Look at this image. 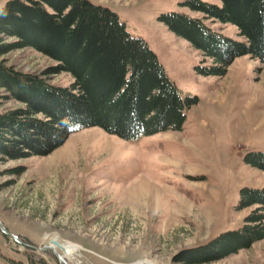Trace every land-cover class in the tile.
Listing matches in <instances>:
<instances>
[{
  "label": "rangeland",
  "instance_id": "rangeland-1",
  "mask_svg": "<svg viewBox=\"0 0 264 264\" xmlns=\"http://www.w3.org/2000/svg\"><path fill=\"white\" fill-rule=\"evenodd\" d=\"M90 1L116 12L155 52L179 95L194 102L178 130L122 139L91 126L46 155L0 163V264H60L51 249H39L51 239L70 264H180L181 251L240 228L253 209H238L240 190L264 186V171L246 161L264 153V62L246 54L224 75H204L197 67L212 61L159 17L184 13L245 41L237 27L203 18L187 0ZM4 58L30 73L57 64L27 47ZM48 81L69 86L73 78L61 72ZM16 168L22 172H7ZM204 264H264V239Z\"/></svg>",
  "mask_w": 264,
  "mask_h": 264
},
{
  "label": "trees",
  "instance_id": "trees-1",
  "mask_svg": "<svg viewBox=\"0 0 264 264\" xmlns=\"http://www.w3.org/2000/svg\"><path fill=\"white\" fill-rule=\"evenodd\" d=\"M187 0L203 18L234 24L245 41L180 12L160 15L172 32L212 61L197 67L222 76L236 57L264 62V0ZM13 39V40H10ZM31 48L57 64L40 73L22 72L5 55ZM69 73L73 82L57 86L52 74ZM14 101L15 107L4 106ZM183 99L155 52L127 31L118 14L90 0H8L0 9V163L42 156L69 134L97 126L122 139H135L181 128ZM264 171V153L246 157ZM21 173V168L9 170ZM238 209L253 207L242 226L181 251L180 264H204L229 257L264 239V186L240 190Z\"/></svg>",
  "mask_w": 264,
  "mask_h": 264
},
{
  "label": "water",
  "instance_id": "water-1",
  "mask_svg": "<svg viewBox=\"0 0 264 264\" xmlns=\"http://www.w3.org/2000/svg\"><path fill=\"white\" fill-rule=\"evenodd\" d=\"M1 229L3 231L6 232V229L4 227L1 226ZM11 236L17 240L22 246L24 247H30V248H36L33 245H29L23 241H21L19 238H17V236L12 235ZM54 245H56L60 250L62 249V246L60 245V243L58 241H56L55 239H51L49 243L44 244L41 248H39L40 250H44V249H51L53 254L56 256L57 260L60 262V264H69L65 259L64 256L60 253H58V251L56 250V248H54Z\"/></svg>",
  "mask_w": 264,
  "mask_h": 264
},
{
  "label": "bare ground",
  "instance_id": "bare-ground-1",
  "mask_svg": "<svg viewBox=\"0 0 264 264\" xmlns=\"http://www.w3.org/2000/svg\"><path fill=\"white\" fill-rule=\"evenodd\" d=\"M60 245H61V244H60ZM61 246H62V245H61ZM54 248H58V247H57L56 245H54ZM56 250H57V249H56ZM61 250H62V252L64 251V249H63V246H62V249H61ZM65 250H66V251H65V253H64V254L66 255V254H68V253H69V251H71V247H70V246H68V248H66ZM63 256H64V255H63Z\"/></svg>",
  "mask_w": 264,
  "mask_h": 264
}]
</instances>
